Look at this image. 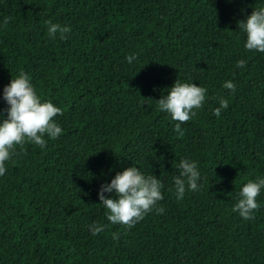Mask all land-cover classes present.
I'll return each instance as SVG.
<instances>
[{
  "label": "trees",
  "instance_id": "trees-1",
  "mask_svg": "<svg viewBox=\"0 0 264 264\" xmlns=\"http://www.w3.org/2000/svg\"><path fill=\"white\" fill-rule=\"evenodd\" d=\"M260 7L0 0V119L3 88L20 70L63 111L59 138L17 146L0 176V264H264V189L254 219L232 211L243 183L264 177V53L245 49L237 28ZM46 21L69 26L67 38H49ZM176 79L207 90L182 135L156 103ZM229 80L235 92L223 87ZM221 97L228 107L216 117ZM183 158L197 162L203 187L177 200ZM131 166L161 180L164 212L127 229L107 221L97 193ZM93 222L105 230L93 236Z\"/></svg>",
  "mask_w": 264,
  "mask_h": 264
},
{
  "label": "clouds",
  "instance_id": "clouds-1",
  "mask_svg": "<svg viewBox=\"0 0 264 264\" xmlns=\"http://www.w3.org/2000/svg\"><path fill=\"white\" fill-rule=\"evenodd\" d=\"M4 18V25L10 21ZM49 38L66 39V33L71 31L69 26L46 21ZM237 28L244 33L245 49L264 53V7L253 9L245 19L237 21ZM137 59L135 54H129L125 60L132 64ZM247 61H237L236 67L243 68ZM202 70V69H201ZM223 87L235 92V84L229 80ZM167 89V94L156 100L159 111L167 113L175 121L174 130L183 134L181 125L197 115V110L204 106L207 90L194 83L182 82L176 79ZM2 98L8 105L6 118L0 119V176L6 173V164L16 154L17 146L21 150L26 144L45 148L47 136L58 139L62 128L55 117L63 115L61 108L50 100L42 99L31 83L30 76L20 70L15 78L10 79L4 86ZM228 107V101L219 99V106L213 109L216 117ZM178 175L173 176V185L177 200H181L186 191H199L203 185L197 162L188 158L180 159L176 165ZM164 185L153 174H144L137 167L131 166L117 172L109 183L101 184L98 190L100 205L106 209V219L111 224H119L127 229L134 227L145 215L155 210L157 215L164 212L158 202L164 199ZM264 189V177L248 179L237 193L236 203L232 211L238 213L243 220L254 219V212L259 210L257 197ZM172 191V189H169ZM110 194V195H106ZM105 226L99 222L89 225L93 236L103 232ZM120 233H113V240H118Z\"/></svg>",
  "mask_w": 264,
  "mask_h": 264
}]
</instances>
